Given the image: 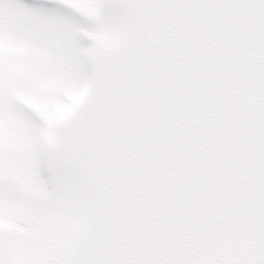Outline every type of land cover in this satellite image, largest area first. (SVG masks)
Returning <instances> with one entry per match:
<instances>
[{"label":"snow or ice","instance_id":"obj_1","mask_svg":"<svg viewBox=\"0 0 264 264\" xmlns=\"http://www.w3.org/2000/svg\"><path fill=\"white\" fill-rule=\"evenodd\" d=\"M0 264H264V0H0Z\"/></svg>","mask_w":264,"mask_h":264}]
</instances>
